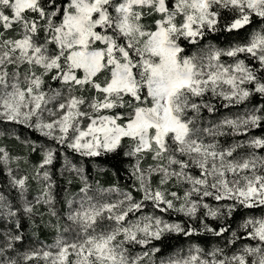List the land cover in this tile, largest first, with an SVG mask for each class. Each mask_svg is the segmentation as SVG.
Returning a JSON list of instances; mask_svg holds the SVG:
<instances>
[{
	"label": "snow or ice",
	"instance_id": "6c2138e0",
	"mask_svg": "<svg viewBox=\"0 0 264 264\" xmlns=\"http://www.w3.org/2000/svg\"><path fill=\"white\" fill-rule=\"evenodd\" d=\"M0 264H264V0H0Z\"/></svg>",
	"mask_w": 264,
	"mask_h": 264
},
{
	"label": "trees",
	"instance_id": "16d2710c",
	"mask_svg": "<svg viewBox=\"0 0 264 264\" xmlns=\"http://www.w3.org/2000/svg\"><path fill=\"white\" fill-rule=\"evenodd\" d=\"M7 143L9 144L10 148H13V145H12L11 141H8ZM115 163H116L115 161H112V162H110V164H102V165H100L101 168L107 170V172H108L107 176H104L102 174H98V172H97L95 167H93L91 169L92 174L94 176H97L105 186H108L109 183L115 182V180H116V177L112 175V173H113V171H115V169L113 167H111V164H115ZM116 167H119V165L117 164ZM121 176H123L122 172H121ZM121 183H123V181H121ZM51 236H52L51 233H45L44 235L41 236V239L48 241Z\"/></svg>",
	"mask_w": 264,
	"mask_h": 264
},
{
	"label": "rangeland",
	"instance_id": "374dc122",
	"mask_svg": "<svg viewBox=\"0 0 264 264\" xmlns=\"http://www.w3.org/2000/svg\"><path fill=\"white\" fill-rule=\"evenodd\" d=\"M13 151L16 152L17 154H19V152L21 151V149L19 147H15L13 148ZM53 235L50 237V239L48 240V242H50L53 239Z\"/></svg>",
	"mask_w": 264,
	"mask_h": 264
}]
</instances>
